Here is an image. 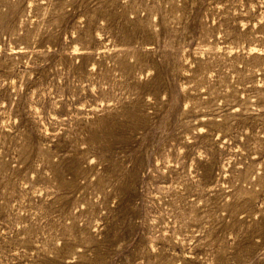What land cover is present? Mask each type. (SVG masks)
Returning a JSON list of instances; mask_svg holds the SVG:
<instances>
[{
  "label": "rangeland",
  "instance_id": "1",
  "mask_svg": "<svg viewBox=\"0 0 264 264\" xmlns=\"http://www.w3.org/2000/svg\"><path fill=\"white\" fill-rule=\"evenodd\" d=\"M0 264H264V0H0Z\"/></svg>",
  "mask_w": 264,
  "mask_h": 264
}]
</instances>
